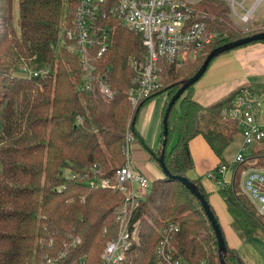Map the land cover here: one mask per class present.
Segmentation results:
<instances>
[{
	"label": "trees",
	"instance_id": "trees-1",
	"mask_svg": "<svg viewBox=\"0 0 264 264\" xmlns=\"http://www.w3.org/2000/svg\"><path fill=\"white\" fill-rule=\"evenodd\" d=\"M63 4V0H17L14 28L12 0H0V264H44L46 258L54 264H99L105 244L118 229L115 215L124 197L67 176L83 174L96 165L101 176L110 177L125 164V133L129 130L139 139L135 122L141 109L132 113L127 101L134 75L128 60L139 58L144 49L139 36L114 21L104 22L110 27V39L103 67L114 97L106 101L90 91H78L77 59L57 44L67 9L72 7L67 0L64 14ZM195 8L210 16L206 22L216 37L195 62L176 73L173 68L163 70L162 77H168L163 84L168 100L212 50L264 33V27L248 35L236 31L225 1H202ZM21 67L35 72L47 68L49 73L19 77L15 73ZM194 85L168 112L167 134L163 137L161 130L160 135L164 147L153 152L142 145L155 162L163 150L168 172L184 178L194 167L189 142L196 136H202L220 162L227 164L224 153L239 133V125L225 117L223 110L239 93L262 92V86L251 85L204 108L192 99ZM165 109L166 104L162 115ZM229 166L231 183L220 186L219 194L233 228L244 240L264 239V216L240 187L244 170L264 168V143L252 148L243 163ZM192 182L209 203L200 179ZM211 210L219 223L212 206ZM135 218L141 223L140 245L123 264H154L157 230L168 223L176 227L166 234L177 257L188 264H220L211 223L199 201L179 181L165 177L153 181ZM75 239L79 243L74 245ZM226 246V264H246L227 241Z\"/></svg>",
	"mask_w": 264,
	"mask_h": 264
},
{
	"label": "built area",
	"instance_id": "built-area-1",
	"mask_svg": "<svg viewBox=\"0 0 264 264\" xmlns=\"http://www.w3.org/2000/svg\"><path fill=\"white\" fill-rule=\"evenodd\" d=\"M201 0H71L67 19L60 29L58 46H62L77 59L79 67L78 91H90L110 101L114 93L104 69V55L109 49L110 27L106 21H114L141 39L144 49L138 57H130L128 65L134 72L127 90V101L133 112L163 89V70L175 71L199 59L212 44L215 33L209 32L206 19L210 16L195 8ZM229 7L234 23L250 25L264 0H223ZM194 6V8H193ZM238 21V22H237ZM248 30V28L246 29ZM49 69L29 71V76H44ZM168 101V96H164ZM223 115L238 123L242 136V149L232 164L243 163L253 146L264 143V93L244 91L239 93ZM134 141L133 134L125 133V164L110 177L101 176L96 165L83 174L70 173L69 180L84 183L92 189H110L124 197L117 210V233L109 240L101 253L99 264H123L127 255L140 245V220L136 219L138 205L148 193L152 182L141 172L132 169L128 147ZM232 175L227 164H220L210 171L207 178L219 186L230 184ZM220 177H224L222 180ZM242 192L264 216V168L250 167L241 174ZM166 228V229H165ZM154 249V264H188L176 256L166 232L176 230L168 223ZM79 243L75 239L73 244ZM44 264H54L50 258Z\"/></svg>",
	"mask_w": 264,
	"mask_h": 264
},
{
	"label": "crops",
	"instance_id": "crops-1",
	"mask_svg": "<svg viewBox=\"0 0 264 264\" xmlns=\"http://www.w3.org/2000/svg\"><path fill=\"white\" fill-rule=\"evenodd\" d=\"M203 77L194 85L192 99L204 108L211 107L251 85L262 86L261 93H264V43H254L232 50L231 55L222 57ZM165 104L164 96H161L158 99L151 98L141 107L135 122L139 139L134 138L128 147L132 169L141 172L151 182L161 179L163 174L142 145L153 152L160 148L162 111ZM199 151L202 152V157H199ZM189 152L194 167L187 173V178L191 181L200 179L204 191L213 192L216 183L208 179L207 174L222 164L220 159L202 136H196L189 142ZM226 179L231 182L232 175H228ZM214 205H217L216 201ZM230 224L231 219H225L223 228L228 227L231 230ZM242 259L246 264H254L246 254H242Z\"/></svg>",
	"mask_w": 264,
	"mask_h": 264
},
{
	"label": "rangeland",
	"instance_id": "rangeland-1",
	"mask_svg": "<svg viewBox=\"0 0 264 264\" xmlns=\"http://www.w3.org/2000/svg\"><path fill=\"white\" fill-rule=\"evenodd\" d=\"M202 1H208V0H201V1L197 2L196 4L201 3ZM63 2H64V4H63L62 12L65 14L66 8H67V0H63ZM252 4H253V1L249 0L246 3V6L250 7ZM193 8H194V6H193ZM12 15H13V27L16 28L17 0H12ZM230 22H231V25L234 27V29H236V31H238L240 34H243V35L252 34V33H255L256 31L261 30L264 27V3L260 6V8L255 13L254 19L249 26L246 24L240 23L238 21H237L238 23H234L231 19V16H230ZM247 28H248V30H246ZM58 53H60V55H63V49H60V51H58ZM224 54L225 55H222L221 57L217 58L211 64L209 69H211L212 66L215 65L222 57L227 56V55H231V51L226 52ZM209 69H208V71H209ZM178 70H176L174 73H176ZM206 74H204V75H206ZM15 75H17L19 77H28V69H25V68L23 69V67H21L20 69H18V71L15 73ZM203 76H202V79L204 78ZM202 79H200V81ZM164 80L165 81L168 80V77L166 74L165 75L163 74V84L165 83ZM200 81H198L196 83H199ZM162 91L163 92H161V94L155 95L154 99L155 98L158 99L161 96H166V95L168 96V91H166L165 88H163ZM242 145H243L242 136L240 133H238L235 136L233 143L229 146V148L224 153V159L228 165H231L233 163L236 155L241 151ZM255 146H253L252 148H254ZM198 154H199V157L203 156L201 151H199ZM130 159H131V156H130ZM220 178L222 180L224 179V177H220ZM214 186H215V190L213 192L208 193L209 203L213 207V209H214V211H215V213L219 219V224L221 225V228L223 230V233H224L225 239L228 243V246L237 250L241 257H242V254H244V255L246 254V256H248V259L253 261L254 264H264V239H262V237L261 238L255 237V238H252V239L247 241V240H244L243 238H241L235 232L233 225H232L231 216L229 215V213L226 209V205H225L223 199L221 198V196L218 192L220 186L218 184H216ZM240 187H241V185H240ZM215 201L217 202V205H214ZM228 218L231 219V224H230L231 230H229L228 227H227V229H226V227H224L225 229L223 228V226H225V219L228 220Z\"/></svg>",
	"mask_w": 264,
	"mask_h": 264
},
{
	"label": "water",
	"instance_id": "water-1",
	"mask_svg": "<svg viewBox=\"0 0 264 264\" xmlns=\"http://www.w3.org/2000/svg\"><path fill=\"white\" fill-rule=\"evenodd\" d=\"M264 41V33H259L255 34L252 36H248L242 39H239L234 42H230L227 44H224L220 47L215 48L210 52V54L207 56L206 60L203 61L202 65L199 67L198 71L188 80L184 81L181 85V87L175 92V94L166 102V109L164 114L162 115V121H161V130H162V135L163 137L166 136L167 134V117H168V112L170 109L173 107V105L176 103V101L181 97V95L184 93V91L196 84L204 74L207 73L209 66L211 62L221 56L222 54L232 51L234 49L246 46L248 44H252L255 42H260ZM165 141H162L161 147H164ZM157 165L162 171L163 177L162 178H168L171 180H177L179 181L186 190L190 192V194L196 198L200 205L202 210L204 211V214H206L209 222L211 223V227L213 229V232L215 234V237L217 239L218 243V253H219V258H220V264H226L224 260V255L227 252V246H226V240L224 238L221 226L219 225L213 211L211 210V205L208 203L206 199L199 193L198 188L196 185L190 181L187 178L184 177H179V176H173L171 175L168 170L166 169L164 162H163V150L161 151V155L158 160H156Z\"/></svg>",
	"mask_w": 264,
	"mask_h": 264
}]
</instances>
